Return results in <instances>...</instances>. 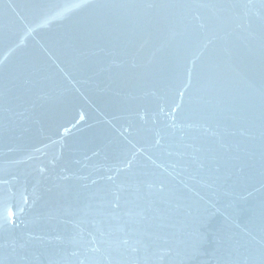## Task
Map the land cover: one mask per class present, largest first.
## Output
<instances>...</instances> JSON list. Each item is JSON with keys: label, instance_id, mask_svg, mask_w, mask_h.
I'll return each mask as SVG.
<instances>
[{"label": "water", "instance_id": "obj_1", "mask_svg": "<svg viewBox=\"0 0 264 264\" xmlns=\"http://www.w3.org/2000/svg\"><path fill=\"white\" fill-rule=\"evenodd\" d=\"M0 264H264V0H0Z\"/></svg>", "mask_w": 264, "mask_h": 264}]
</instances>
